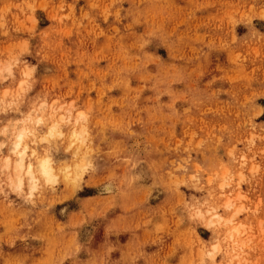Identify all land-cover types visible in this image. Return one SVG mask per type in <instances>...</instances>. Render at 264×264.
<instances>
[{
	"label": "rangeland",
	"instance_id": "obj_1",
	"mask_svg": "<svg viewBox=\"0 0 264 264\" xmlns=\"http://www.w3.org/2000/svg\"><path fill=\"white\" fill-rule=\"evenodd\" d=\"M0 145V264H264V0H0Z\"/></svg>",
	"mask_w": 264,
	"mask_h": 264
},
{
	"label": "bare ground",
	"instance_id": "obj_2",
	"mask_svg": "<svg viewBox=\"0 0 264 264\" xmlns=\"http://www.w3.org/2000/svg\"><path fill=\"white\" fill-rule=\"evenodd\" d=\"M79 117L80 118H83L84 117V115L83 114H80L79 115ZM62 120H63V118H62ZM42 121H43V118L42 117H39L38 119H37V123L38 124H42ZM56 125L55 126H53L52 128H51V133H55V131H56ZM30 135H33L32 134V131L31 130H29L28 128H23V129H21V131L17 134V136H16V140H15V142L13 143V151L15 152V153H17V155H18V152H24V158H23V172L22 173H18L17 172V169H16V166H17V164L20 162V156L18 155V157L16 158V160L14 161V171H15V175L13 176V178L14 177H16V181H17V184L19 185V186H21L20 185V182H19V180L17 179V177H18V175H20V176H23L24 177V179H23V183L25 182V180H28L29 182H30V185L33 187V188H35L36 186H37V183L41 180V179H44L45 181H47V182H55L56 181V175H55V168H54V166H53V162H52V160L50 159V158H43V159H41V160H39V162H38V164H36V163H34V162H32V161H29V162H26V159H25V156H26V151H25V149H26V145H25V140H26V138L28 137V136H30ZM83 136V134L81 133V134H79L77 131H74V133H73V137L75 138V141H77L76 139H78V140H80L79 138H81ZM19 143V145H20V147H19V149H17L16 148V145ZM27 150V149H26ZM6 162H5V165H4V167L6 168V169H9L11 166V160H10V158L9 157H7V159L5 160ZM45 162H46V167H45ZM29 166H31V168H32V174H33V176L35 177V184H33L32 183V178L31 177H28L27 175H26V173H27V170H28V167ZM68 168V167H67ZM69 169V168H68ZM13 171V170H12ZM45 171L47 172V175H45ZM67 174V172L65 173V175ZM68 175V174H67ZM72 176V175H71ZM68 177V176H67ZM66 177V178H67ZM74 177V176H73ZM77 177V176H76ZM75 177V178H76ZM14 180H15V178H14ZM23 185V184H22ZM109 188L110 187H108V190H109ZM227 207H230V204H227ZM208 213V212H207ZM209 213H210V211H209ZM208 213V214H209ZM199 215L200 216H203V215H201L200 213H199ZM221 221V219L219 220V222ZM237 231V230H236ZM237 233H238V231H237ZM214 250H217V246H214ZM218 250H219V248H218ZM217 250V251H218Z\"/></svg>",
	"mask_w": 264,
	"mask_h": 264
},
{
	"label": "clouds",
	"instance_id": "obj_3",
	"mask_svg": "<svg viewBox=\"0 0 264 264\" xmlns=\"http://www.w3.org/2000/svg\"><path fill=\"white\" fill-rule=\"evenodd\" d=\"M2 146H3V145H0V147H2ZM19 147H20V145H19V143H18V144L16 145V148L19 149ZM25 151H26V149H25ZM18 155L20 156L21 159H20V162L17 164L16 169H17V172H18V173H22V172H23V158H24V152H23V151H22V152H18ZM33 155H35V153H33ZM45 167H46V162H45ZM26 175H27L28 177H31V178H32V183L35 184L36 181H35V177H34L33 174H32V168H31V166L28 167V170H27ZM45 175H47V172H46V171H45ZM17 179L19 180L20 185H22V184H23V179H24V177L18 175Z\"/></svg>",
	"mask_w": 264,
	"mask_h": 264
}]
</instances>
